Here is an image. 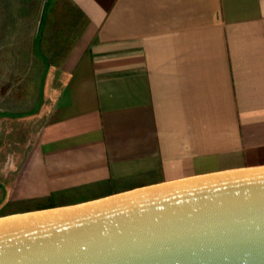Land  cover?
I'll list each match as a JSON object with an SVG mask.
<instances>
[{"label":"crops","instance_id":"obj_1","mask_svg":"<svg viewBox=\"0 0 264 264\" xmlns=\"http://www.w3.org/2000/svg\"><path fill=\"white\" fill-rule=\"evenodd\" d=\"M43 9L21 79L36 99L0 121V215L264 164V0Z\"/></svg>","mask_w":264,"mask_h":264},{"label":"water","instance_id":"obj_2","mask_svg":"<svg viewBox=\"0 0 264 264\" xmlns=\"http://www.w3.org/2000/svg\"><path fill=\"white\" fill-rule=\"evenodd\" d=\"M0 264H264V164L0 215Z\"/></svg>","mask_w":264,"mask_h":264},{"label":"rangeland","instance_id":"obj_3","mask_svg":"<svg viewBox=\"0 0 264 264\" xmlns=\"http://www.w3.org/2000/svg\"><path fill=\"white\" fill-rule=\"evenodd\" d=\"M43 8L46 0H0V121L4 114L12 117L16 116L12 112L31 110L36 99V82L21 79L28 73L22 69L29 65L27 54L41 24L40 14L44 16ZM1 147L0 144V213L8 209L3 199V178L13 171L16 155L12 149L2 151Z\"/></svg>","mask_w":264,"mask_h":264}]
</instances>
